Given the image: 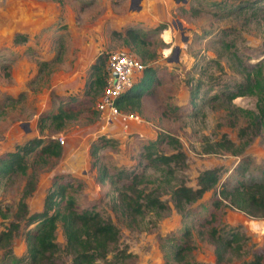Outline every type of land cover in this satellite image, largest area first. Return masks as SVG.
I'll return each instance as SVG.
<instances>
[{
  "label": "rangeland",
  "instance_id": "374dc122",
  "mask_svg": "<svg viewBox=\"0 0 264 264\" xmlns=\"http://www.w3.org/2000/svg\"><path fill=\"white\" fill-rule=\"evenodd\" d=\"M128 27L136 31L134 39L124 33ZM19 35L24 40L14 39ZM117 50L151 66L153 75L139 101L118 107L120 115L130 116L107 122L95 108L101 89L90 65L100 57L106 69L108 54ZM60 107L75 116L57 129L45 116ZM253 120L259 122L256 134ZM162 133L179 143L158 140ZM222 133L237 154L204 150ZM33 137L56 140L60 153L40 156L36 149L25 156V173L0 176V230L18 222L9 250L22 261L24 232L36 222L17 216V201L31 179L27 210H40L56 175L72 180L65 194L79 207L94 203L118 229L117 242L92 264H240L251 258L264 249V217L229 207L219 191L239 179H264V0H0V154ZM148 141L154 143L146 149ZM146 150L151 157L180 150L183 159L163 164L146 157ZM214 166L217 182L176 208L173 187H195L198 172ZM103 168L105 179L98 181ZM119 169L166 207L143 208L133 217L116 207L126 182L115 178ZM211 225L242 236L225 263L215 259L207 236ZM54 234L58 249L46 264H70L59 222ZM117 249L125 253L114 256Z\"/></svg>",
  "mask_w": 264,
  "mask_h": 264
},
{
  "label": "trees",
  "instance_id": "16d2710c",
  "mask_svg": "<svg viewBox=\"0 0 264 264\" xmlns=\"http://www.w3.org/2000/svg\"><path fill=\"white\" fill-rule=\"evenodd\" d=\"M218 3V2H217ZM255 2H250L248 5H253ZM124 33L134 39L137 35L136 31L128 27ZM18 37V38H17ZM24 35L16 36V41L24 40ZM105 61L98 57L91 65L92 71H95V81L100 85L102 90L105 84V77L107 71L103 68ZM105 67V66H104ZM153 75L151 66L144 65L142 75L139 77L141 81L135 85L134 89H128L121 93L116 99L117 107L124 103H134L139 101L143 88L148 84L149 78ZM139 86V87H138ZM198 86L195 85L190 90L188 103L195 104ZM75 113L66 108H58L48 116L55 125L59 128L64 119L74 117ZM254 134L258 130L259 122L253 120ZM245 127L238 129V134L242 135ZM159 138V139H158ZM158 140L166 141L173 145L178 144L177 138L162 133L158 136ZM153 141H148L143 145L149 149L153 145ZM96 144L92 146L91 155L95 154ZM222 148L237 154L239 150L234 147V143L221 134L219 139L213 143H207L205 151H216ZM38 150L40 156L52 155L57 156L61 151V145L56 140H49L43 143L40 137H33L25 140L22 143L16 144L13 150L5 151L0 154V176L9 173H25L26 163L25 156ZM152 151L146 150L145 156L151 160H157L159 163L168 164L169 162H177L183 159V152L177 150L168 154L158 153L151 157ZM239 173H244L241 166L237 167ZM125 170L119 169L116 172L115 178L117 180H125L123 189L118 191L117 202L114 203L116 207H120L124 213L134 216L140 213L143 208L163 209L166 203L163 202L159 196L153 194L151 191L144 192L142 188H137L134 180V175ZM132 176V177H131ZM60 175H56L52 181L48 191L46 192L42 207L38 211L28 213L25 197L30 194L33 186L31 179L25 182L21 196L17 201V216L25 217L26 223L36 222L33 230H26L24 232L25 241V261L22 257L13 256L9 250L13 233L17 230L18 222H10L6 227L0 230V264H46L58 249L55 241L54 229L56 222L61 225V230L64 235V244L66 251L70 254V264H92L96 259L105 258L108 249L114 245L118 240V229L109 217L102 216L95 208V204L91 203L84 207H79L75 199L67 196L65 193L68 186H72V180L66 182L58 181ZM105 169L97 176L98 181H103L105 178ZM219 167H206L200 170L196 176V186L191 187L185 183H179L174 186L171 191V199L176 208L180 209L183 204L191 202L210 187H212L218 180ZM77 185V184H76ZM224 198L227 199L229 207L238 209L247 215L263 218L264 217V179L245 181L243 179L237 180L231 188H222L219 191ZM219 199H215V204L219 203ZM0 216H5L4 210L0 207ZM213 215L211 216V218ZM227 234L220 233L217 226L211 225L207 236L213 245V251L216 261L225 263L231 259L232 253H237L240 248V239L242 236L237 231L226 230ZM184 246H180L175 251V255L182 250ZM118 253H125V250L117 249L113 254L117 256ZM264 249L253 251L249 259H244L240 264H262V256ZM125 255V254H124Z\"/></svg>",
  "mask_w": 264,
  "mask_h": 264
},
{
  "label": "built area",
  "instance_id": "2783aa9c",
  "mask_svg": "<svg viewBox=\"0 0 264 264\" xmlns=\"http://www.w3.org/2000/svg\"><path fill=\"white\" fill-rule=\"evenodd\" d=\"M143 67L142 62L127 51L117 50L108 54L105 84L95 102V108L100 112L102 119L108 122L118 115L121 119L130 116L120 115L115 99L132 87L136 74H140ZM58 140L62 142L61 137H58Z\"/></svg>",
  "mask_w": 264,
  "mask_h": 264
},
{
  "label": "water",
  "instance_id": "95a60500",
  "mask_svg": "<svg viewBox=\"0 0 264 264\" xmlns=\"http://www.w3.org/2000/svg\"><path fill=\"white\" fill-rule=\"evenodd\" d=\"M176 22H177V27H178L179 29H182L180 22H179L178 20H176Z\"/></svg>",
  "mask_w": 264,
  "mask_h": 264
}]
</instances>
